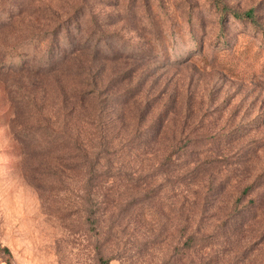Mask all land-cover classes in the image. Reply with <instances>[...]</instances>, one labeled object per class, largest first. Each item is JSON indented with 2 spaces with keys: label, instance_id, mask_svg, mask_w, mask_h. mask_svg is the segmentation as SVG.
<instances>
[{
  "label": "rangeland",
  "instance_id": "1",
  "mask_svg": "<svg viewBox=\"0 0 264 264\" xmlns=\"http://www.w3.org/2000/svg\"><path fill=\"white\" fill-rule=\"evenodd\" d=\"M0 245L264 264V0H0Z\"/></svg>",
  "mask_w": 264,
  "mask_h": 264
},
{
  "label": "trees",
  "instance_id": "2",
  "mask_svg": "<svg viewBox=\"0 0 264 264\" xmlns=\"http://www.w3.org/2000/svg\"><path fill=\"white\" fill-rule=\"evenodd\" d=\"M251 15H252V12L251 11H248L247 13H246V16H250L251 17ZM235 16L236 17H241V15L240 14H235ZM1 252H9V249L7 248V247H2L1 245H0V253Z\"/></svg>",
  "mask_w": 264,
  "mask_h": 264
}]
</instances>
